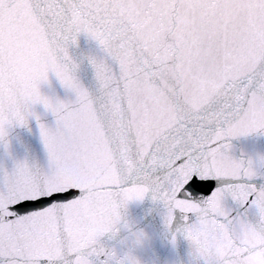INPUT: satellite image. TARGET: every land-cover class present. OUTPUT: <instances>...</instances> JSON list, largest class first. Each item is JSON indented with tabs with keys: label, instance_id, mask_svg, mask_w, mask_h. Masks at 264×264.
<instances>
[{
	"label": "snow or ice",
	"instance_id": "6c2138e0",
	"mask_svg": "<svg viewBox=\"0 0 264 264\" xmlns=\"http://www.w3.org/2000/svg\"><path fill=\"white\" fill-rule=\"evenodd\" d=\"M133 6L140 7L127 0H0V47L13 14L26 11L54 38L67 42L85 32L113 57L134 60L151 75L157 67L147 61L122 17ZM191 7L216 21L207 28L222 31L226 46L235 42L237 47L227 51L264 53V0H193ZM256 95L258 107L264 108V72L259 66L247 84L222 78L218 89L195 108L174 91L169 97L172 116L148 147L124 138L107 160L86 147L82 115L55 105L57 130L49 134L40 126L53 172H34L18 163L11 174L0 175V264H116L104 244H85L79 233L93 227V215L117 216L118 208L144 200L149 191L169 208L174 201L189 202L181 210L187 223L206 215L216 219L214 211L229 196L264 215V189L248 184L253 172L235 174L225 155L230 144L224 142L257 128L254 120L245 119L249 97ZM6 137L0 115V143L5 147ZM186 173L191 179L186 180ZM212 181L222 186L214 188ZM224 214L235 220L228 211ZM254 227L264 237V222ZM256 253L264 254V245L247 248L241 259Z\"/></svg>",
	"mask_w": 264,
	"mask_h": 264
},
{
	"label": "water",
	"instance_id": "95a60500",
	"mask_svg": "<svg viewBox=\"0 0 264 264\" xmlns=\"http://www.w3.org/2000/svg\"><path fill=\"white\" fill-rule=\"evenodd\" d=\"M2 45L0 115L7 147L0 143V175L11 174L18 163L34 172H53L40 126L49 134L57 130L52 112L57 104L82 115L86 147L104 160L122 139L146 149L157 133L106 94L26 11L13 14ZM185 177L191 179V173ZM248 184L264 189V177L253 175ZM188 206L174 201L169 208L149 191L144 200L118 208L117 216L93 215V227L82 228L79 237L88 245L104 244L116 264H264L261 253L241 259L247 248L264 245L254 227L264 215L229 196L214 211L216 219L206 215L187 223L181 210Z\"/></svg>",
	"mask_w": 264,
	"mask_h": 264
}]
</instances>
